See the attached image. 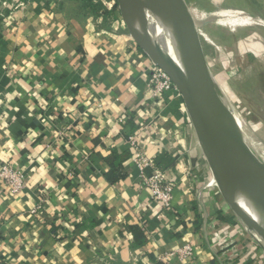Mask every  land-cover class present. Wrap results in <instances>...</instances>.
Returning <instances> with one entry per match:
<instances>
[{"label": "crops", "instance_id": "crops-1", "mask_svg": "<svg viewBox=\"0 0 264 264\" xmlns=\"http://www.w3.org/2000/svg\"><path fill=\"white\" fill-rule=\"evenodd\" d=\"M187 1L202 6L189 4L194 19L246 38L257 69L242 81L264 117V0ZM94 3L0 0V170L26 175L17 194L0 176V264H219L206 213L242 247L225 264H264L217 189L197 196L213 176L183 99L152 97V60ZM134 136L175 184L170 210L136 169ZM115 156L125 177L111 182ZM188 244L190 259L176 253Z\"/></svg>", "mask_w": 264, "mask_h": 264}, {"label": "water", "instance_id": "water-1", "mask_svg": "<svg viewBox=\"0 0 264 264\" xmlns=\"http://www.w3.org/2000/svg\"><path fill=\"white\" fill-rule=\"evenodd\" d=\"M117 4L132 39L177 87L222 198L264 252V161L237 156L225 141L230 124L246 143L210 71L189 5L186 0H117ZM164 30L175 55L160 42Z\"/></svg>", "mask_w": 264, "mask_h": 264}, {"label": "rangeland", "instance_id": "rangeland-1", "mask_svg": "<svg viewBox=\"0 0 264 264\" xmlns=\"http://www.w3.org/2000/svg\"><path fill=\"white\" fill-rule=\"evenodd\" d=\"M190 3H193L196 6H199V8H202V6L200 7V5L196 2L194 3V1H187L188 5ZM94 5L96 6L97 11L100 12L102 15L109 16V21H111V23H120L123 26L125 25L117 5H114L113 8H108V6L103 5L102 1L95 2ZM197 13L198 15L197 17H195V20L196 21L198 20L199 22L197 23L198 28H199V24H202L201 29H203V31H201V38H202L204 50H206L205 52L210 67V71L216 83L221 89L224 101L226 102L230 110L236 113L235 119L237 120L239 126L241 127L244 141L247 144L253 146L254 148L258 147L262 151V154H264L263 113L260 111V107L249 106L248 99L251 98L252 96L246 90L245 83L244 81H242L247 72L250 73L254 69H257L256 64L254 65L251 62H249L248 60L250 59H247L246 57L248 55V45H247L248 42L246 41V38L238 39L237 34L235 35L234 33L230 32V30L217 31L216 27L218 26H216V24L213 23L216 20L214 19V17L209 18L206 15L205 17H203L200 14V12ZM205 19H207L210 22H206ZM201 20H203V22H201ZM150 25L152 30L153 28L152 24ZM164 35H165L164 46L166 47L167 45L166 30H164ZM237 44L240 45V48L237 46ZM258 66L260 69H262L261 64H259ZM261 82L262 81L259 80L256 86H259L258 84ZM262 158L264 160V155ZM197 172L194 174L195 178L198 176ZM211 173L212 172H209L210 175H212ZM191 175L193 176L192 169L190 176ZM217 191H218V195L222 196L220 191L219 190ZM222 201H224L223 198ZM214 225L220 227V229L222 228L220 223H215ZM220 233L221 236H225V235H227L228 237L231 236L230 242L232 243L227 248V250L224 249L223 251L229 257L232 256L234 257V259H236V256L239 255L242 247L241 245L240 246L238 245V240L236 238L234 239L235 233L224 234L221 232V230ZM206 237L210 241L214 240L213 231L211 232V230H209L208 233L206 234ZM235 251H237L236 254Z\"/></svg>", "mask_w": 264, "mask_h": 264}, {"label": "built area", "instance_id": "built-area-1", "mask_svg": "<svg viewBox=\"0 0 264 264\" xmlns=\"http://www.w3.org/2000/svg\"><path fill=\"white\" fill-rule=\"evenodd\" d=\"M101 1L103 2V5L108 6V8H113L114 5L118 6L117 0H95V2ZM198 29L201 35V31L203 30L201 28ZM148 88L152 94V97L156 100L164 99L167 94H170V97L172 98L181 97L177 87L172 82L168 74L154 63L149 71ZM130 144L133 151V161L135 163L136 169L140 173V177L146 187L151 190L152 199L159 203L164 208V210H170L174 196V182L171 179H168L165 172L157 166L155 157L151 156L147 151L139 147L135 136L130 138ZM182 164L183 163L180 162L181 167H179L181 170L188 171L189 169L184 164ZM0 176L3 178L5 185L11 193H20L26 187L25 172L21 167L12 163V161L5 162L2 165ZM210 187H215L218 190L213 177L209 184L202 186L200 185V188L197 192V196L200 200H202L204 190H208ZM204 220L206 234L209 230H211V232L213 231V241L216 246H212V250L214 257L219 260V264H225L226 261L234 259V257H229L223 251L224 249L227 250V248L232 243L230 242L231 236H221L220 227H217L212 223L207 213ZM242 227L247 232L249 238L256 241V238L246 230L244 225H242ZM176 253L183 258L190 259L194 256V248L192 245L188 244L176 251ZM236 253L237 251H235V254Z\"/></svg>", "mask_w": 264, "mask_h": 264}, {"label": "bare ground", "instance_id": "bare-ground-1", "mask_svg": "<svg viewBox=\"0 0 264 264\" xmlns=\"http://www.w3.org/2000/svg\"><path fill=\"white\" fill-rule=\"evenodd\" d=\"M152 23H154L153 21H151ZM153 26V25H152ZM164 39H165V35H164V31L162 32L161 35V39L160 42L162 43V45H164ZM167 49L169 50V52L172 55L176 54L172 39L170 37V35L167 33V45H166ZM234 117H236V113L233 112ZM225 141L232 146L233 151L235 152V154L237 156L240 157H244V158H248V159H256V160H263V155L262 151L258 148V147H253L249 144L244 143L241 138H239L235 131L234 128L228 124L227 127V132H226V136H225Z\"/></svg>", "mask_w": 264, "mask_h": 264}, {"label": "trees", "instance_id": "trees-1", "mask_svg": "<svg viewBox=\"0 0 264 264\" xmlns=\"http://www.w3.org/2000/svg\"><path fill=\"white\" fill-rule=\"evenodd\" d=\"M118 156V155H117ZM117 156H115L112 160H110V165H111V170L108 172V174L106 175V178L108 180H110L111 182L117 181L120 178H124L125 175H122V166H123V161L124 159H119L117 160L116 158H118ZM134 229H136L134 227ZM142 233L140 235V239L142 238Z\"/></svg>", "mask_w": 264, "mask_h": 264}]
</instances>
